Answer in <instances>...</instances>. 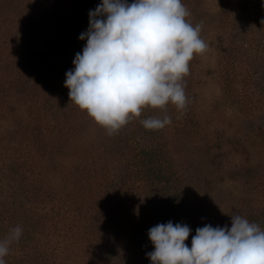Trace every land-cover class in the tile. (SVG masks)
Instances as JSON below:
<instances>
[{
    "label": "rangeland",
    "instance_id": "1",
    "mask_svg": "<svg viewBox=\"0 0 264 264\" xmlns=\"http://www.w3.org/2000/svg\"><path fill=\"white\" fill-rule=\"evenodd\" d=\"M181 2L206 44L179 81L185 106L109 135L64 87L100 0H0V240L22 228L5 264H150L145 222L187 224L189 247L230 215L264 230L262 0Z\"/></svg>",
    "mask_w": 264,
    "mask_h": 264
},
{
    "label": "clouds",
    "instance_id": "2",
    "mask_svg": "<svg viewBox=\"0 0 264 264\" xmlns=\"http://www.w3.org/2000/svg\"><path fill=\"white\" fill-rule=\"evenodd\" d=\"M188 15L181 0H100L88 12L87 29L77 37L85 43L65 72L69 100L109 135L145 107L171 103L182 109L186 96L179 81L193 54L206 48L201 26L189 23ZM140 122L155 130L171 118ZM230 225L197 227L189 247L187 224L157 223L147 230L153 250L145 255L150 264H264V230L240 215H230ZM21 233L16 226L0 240V264Z\"/></svg>",
    "mask_w": 264,
    "mask_h": 264
},
{
    "label": "trees",
    "instance_id": "3",
    "mask_svg": "<svg viewBox=\"0 0 264 264\" xmlns=\"http://www.w3.org/2000/svg\"><path fill=\"white\" fill-rule=\"evenodd\" d=\"M227 78H228V75H227ZM3 88V85H1L0 84V89H2ZM147 170V169H146ZM146 170H145V168H143L142 167V165H141V168H140V165H139V170H137L138 171V173L137 172H134V175H135V178L137 177L138 178V176L140 175V173L142 174V175H144L145 173H146ZM142 177V176H141ZM120 211V213H121V210H119ZM150 227H152V224H151V222L149 223V222H145V223H143V225H141L140 227H138V229H139V233H138V239H142L143 238V240L145 239V237L147 238V230L150 228ZM143 248H145V247H143ZM147 250V249H146ZM146 252H148V251H146ZM112 261V262H111ZM109 262H110V264H115V262H118V263H120V261L116 258V257H114L113 258V260H109Z\"/></svg>",
    "mask_w": 264,
    "mask_h": 264
}]
</instances>
